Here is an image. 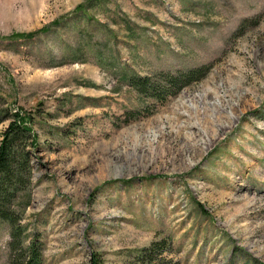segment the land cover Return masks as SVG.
<instances>
[{"label":"rangeland","instance_id":"374dc122","mask_svg":"<svg viewBox=\"0 0 264 264\" xmlns=\"http://www.w3.org/2000/svg\"><path fill=\"white\" fill-rule=\"evenodd\" d=\"M199 68L165 103L131 86ZM14 120L29 185L0 264L22 247L43 264H264V0H0V145Z\"/></svg>","mask_w":264,"mask_h":264},{"label":"trees","instance_id":"16d2710c","mask_svg":"<svg viewBox=\"0 0 264 264\" xmlns=\"http://www.w3.org/2000/svg\"><path fill=\"white\" fill-rule=\"evenodd\" d=\"M204 68L193 69L187 72H179L177 74H164L163 81L165 86L152 83L151 80L144 78L136 80L131 84L138 88L142 93L150 91L152 97L158 101L165 103L170 98L175 97L181 90L194 82H198L205 77ZM147 95V94H146ZM30 131L24 123L19 120L11 122V126L3 134V140L0 145V221L10 222L12 226L15 222V211L13 204L19 192L26 189L29 185V152L28 146L24 145L25 135ZM15 226L13 236L15 235ZM168 240L161 242L155 241L145 250L146 262H153L164 254L169 248ZM12 251L19 249L18 245L12 243ZM15 254V253H14ZM10 264H43V256L35 247H24L18 250V255H11Z\"/></svg>","mask_w":264,"mask_h":264}]
</instances>
